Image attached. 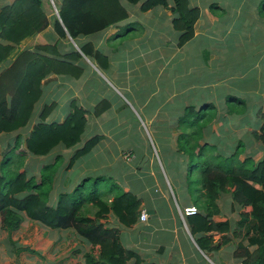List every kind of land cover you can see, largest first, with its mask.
Wrapping results in <instances>:
<instances>
[{
	"label": "trees",
	"instance_id": "trees-1",
	"mask_svg": "<svg viewBox=\"0 0 264 264\" xmlns=\"http://www.w3.org/2000/svg\"><path fill=\"white\" fill-rule=\"evenodd\" d=\"M125 1L138 5L142 12L156 7L169 10L172 14V27L178 33L177 47H182L194 37V26L200 18L201 9L199 5L191 4L190 0ZM54 2L59 18L54 17L52 25L58 40L53 43L43 40L32 48L22 49L20 45L25 38L39 36L50 24L43 8V0H10L0 6V134H10L30 122L34 116L35 105L43 94V83L48 76L79 78L84 73V56L100 67L107 68L108 56L92 41L81 42L79 38L101 32L128 18L127 7L121 0ZM255 10L264 18V0L257 1ZM209 11L217 17L226 14V8L216 1L209 2ZM240 16V21H243L244 15L241 13ZM239 23L237 21L234 24ZM242 26L245 24L242 23ZM121 35L123 34L119 33L118 37ZM68 37L77 43L78 49L71 46L65 51L60 47L61 40ZM227 41L234 44L233 35ZM261 44H264V41ZM256 47L246 57L238 56L241 61L246 62L245 68H240L237 62L234 65L246 76L249 73L257 75L261 71L262 63L255 56ZM232 49L234 52V45ZM209 55L210 51L205 52L206 57ZM259 55H264L262 48ZM225 99L236 102L234 104L241 103V107L246 108L245 101L240 96L226 94ZM205 103L199 106L188 103L178 120L181 124L183 119L188 125L180 134L179 144L183 145L191 156H197L203 161L200 169V190L203 199L198 204L195 202L197 211L185 215V221L196 245L204 254L209 256L231 242V233L232 238H241L236 242L233 252L236 258H241V264H264V157L257 160L249 155L244 159L237 158L243 150L238 148L240 143L228 157L210 154L213 145L200 141L217 112L212 111L214 105ZM56 105V101H51L39 111L35 124L25 138L26 152L18 154L16 164L7 167L10 161L8 155L0 161L1 228L9 233L16 231L25 215L32 221L52 229H73L83 242L92 247L83 254L84 264H153L145 261L136 251L125 247L120 240V230L107 225L110 215L126 227H131L139 221L142 199L135 193L122 190L115 182L101 193L98 186L103 178H94L93 186L88 188V177L83 174L81 177L86 178L82 182L71 192L59 193L56 203L51 205L47 200L48 194L59 165L58 160L64 159L65 155L63 154V157L56 153L49 160H45L38 178L29 176L27 168L21 170L28 156H50L58 147L73 150L68 158H65V161H68L65 169H70L75 161L90 156L94 147L104 139L103 134L96 133L84 140L80 147L75 148L82 142L86 133L88 116L99 117L109 110V100L103 98L91 109H86L80 106L76 99H72L68 113L61 121H49ZM207 108L211 110L209 113ZM256 115L261 119V123L257 129L251 131V135L264 145V112L261 108ZM187 128L193 129L191 136L194 138L190 137L189 133L186 134ZM187 137L193 140L192 145ZM17 147L18 139L11 151ZM1 153L0 145V158ZM230 159L236 161L226 164V160ZM223 193L230 195V210H240L239 218L235 222L228 218L218 219L222 216L218 200ZM246 207H250V210L243 211ZM215 235H219L218 239H215ZM96 246L99 247L97 254L93 252ZM249 247L254 248L251 250Z\"/></svg>",
	"mask_w": 264,
	"mask_h": 264
},
{
	"label": "rangeland",
	"instance_id": "rangeland-1",
	"mask_svg": "<svg viewBox=\"0 0 264 264\" xmlns=\"http://www.w3.org/2000/svg\"><path fill=\"white\" fill-rule=\"evenodd\" d=\"M54 1L45 0L43 4L45 2L47 10L56 14L59 18ZM211 1H216L222 7H225L226 14L222 17L213 15L209 11V2ZM257 1L190 0L191 4L200 5L201 9V18L195 25L198 37L184 44L177 56L179 61L175 59L173 65H166L165 60L160 58V55L171 52L172 47H176L171 46V41H175L178 36L177 31L169 23L170 18L162 25L161 21L155 16L157 15L156 12L147 11L145 13L147 16L144 19V13L140 11L138 5L129 4L123 0V3L129 9L133 7L132 9L137 14L136 20L139 22L144 21L145 25L134 23L124 26L120 30V34H123L121 37L116 35L108 39L102 49L110 54L111 66L102 68L96 63L85 60L87 64H83L88 66L86 68L84 66L82 75L87 78V83L78 87L75 83L74 86L77 87L75 88L78 98L77 103L86 109H91L103 98L109 100L111 104L110 109L104 112L101 117L88 116L89 126L82 137V142L75 147H80L84 140L92 136L87 135L92 134L93 130L97 128L95 132L104 135V142L102 140L100 146L103 142L102 151L106 155L99 154V147L97 146L95 149L98 152L95 154V158L91 159V156H86L75 161L70 169H65L68 163L65 158L67 159L70 153L63 152L60 148L54 149L50 156L42 157L45 161L56 153L65 154L64 159L60 158L58 160L59 165L56 169L52 188L48 194V203L53 205L59 193L71 192L86 177H88L86 180L88 188L93 186L94 178L102 177L103 180L99 182L98 186L101 193L114 182L122 190L127 186L130 191L137 192L142 195V199L149 202L153 217L155 215L165 217L162 222L164 226L155 228L151 234H142L140 245L146 239L147 242L163 244L164 247H196L192 238L183 230V227L175 243H172L167 236L171 223H173L169 213L177 212V205L182 208L185 203L193 201L198 204L203 199L200 190V169L203 161L197 156H191L186 148L179 144L180 134L183 133V128L188 126L183 119L181 124L178 121L184 112V103H189L182 101L181 98L188 100L190 98L192 100L190 104L196 106L204 105L205 102L214 105L212 111L214 110L217 113L215 118L207 125L208 129L206 128V133L200 141V143L213 145L210 149L213 151L208 150L210 154H221L222 157H228L234 153L240 143L241 146L238 148L243 150L239 152L237 158L244 159L249 155L257 160L264 157V145L256 141L251 135V131L257 129L261 123V119L256 115L258 109L261 108L264 112V55L261 57L259 55L261 48L264 52V44H261L264 41V21H262L264 18L261 17L262 15L259 16L261 13H257L255 10ZM166 12L161 10L159 15L162 13L164 15ZM241 13L244 15L243 21H240L239 18ZM150 21L153 27H149ZM237 21L240 23L234 24ZM242 23L245 24L244 27ZM157 27L163 29V35H167V37H163L160 34L161 38H166V41H159L161 42L159 45L153 42L158 36L149 38V36L156 34L155 28ZM232 28L234 44L227 41L232 36L230 34ZM111 33L112 31H109L104 38H100L103 40L102 42ZM40 36H29L30 43L27 46L32 48L38 42L41 43L43 39ZM68 38L70 40H66L71 47L76 42L71 37ZM96 38L87 39L95 40ZM70 41L74 43L72 44ZM236 42L238 47L243 48L235 49L236 51L233 52L232 46ZM255 46H257L255 56L261 61L262 68L260 67L261 71L257 75L247 74L246 83H243L240 79L245 75L244 73L237 74L239 69L235 68L234 60L236 57L238 66L245 68L246 62L241 61L238 56L242 55L245 49L248 53L253 52ZM76 48L78 49V46ZM123 50H125V55ZM207 51H211L216 58H209L208 64L206 62L200 64V61L203 60V53ZM181 56H183V60L180 59ZM115 57H121V62L116 66L113 65ZM216 62L215 71L212 65ZM224 71H227V73ZM231 71L234 73L229 74ZM208 80L210 81L207 82ZM186 85L187 88H185ZM259 87L260 89H258ZM172 88L180 91L175 96L173 104H164L169 116H166L163 111L161 113L157 111L158 116L152 117L148 122L147 117L149 116H146L142 103L147 100V108L153 111L154 105H161L166 97L171 94ZM182 89L184 91H181ZM43 92L35 105L36 110L34 109V112L39 113L45 104L56 101L57 105L52 112L54 113L57 109L55 117L58 112H63L68 108L69 96L73 95L70 90L64 87L60 78L46 82L43 85ZM225 93L243 98L246 108L241 107L243 105L241 103L234 104L236 102L232 103L230 100L225 99ZM230 106H234V108ZM210 111V108H207V113ZM241 112L244 113L241 114ZM52 119L53 116L51 115L49 121H53ZM95 121H98L100 125L98 127L90 126ZM187 131L186 134L189 133V136L192 137L193 129L187 128ZM210 131L212 135H210ZM125 135L127 139H121V136ZM187 139L189 144L192 145L193 140L189 137ZM119 145L123 149L121 155L117 152ZM125 149H131L132 152H125ZM179 149L180 151H177ZM10 152L9 150L7 153L10 159L7 167L15 165L17 161V156L11 155ZM126 153L128 154L126 155ZM149 161L152 162V165H149ZM235 161L236 159L226 160V164ZM131 164L139 167V170H135L130 166ZM40 170L39 174L41 175ZM83 174L86 177L82 178ZM149 174H152L151 179L148 177ZM73 181L75 183L71 189ZM141 181L147 192L144 191ZM144 181L147 184H144ZM154 199L155 201H153ZM229 203V193H223L219 201L222 216L218 219L228 218L235 222L239 218L240 210L237 208L236 211L232 212ZM249 209V207H246L242 210L248 211ZM151 220L153 221L151 222L152 225L155 220L154 218ZM142 226V224H139V228ZM28 229H32L30 232L34 233L37 228L31 225L23 226L22 231ZM140 230L130 236L126 230L122 229L121 242L123 245L131 249H134L133 246L138 247L139 243L133 245L135 244L133 239L138 236ZM51 236L54 238V234ZM229 236L231 242L223 246L226 247V250L234 247L236 242L241 239L238 237L232 238L231 233H229ZM218 237L219 235H215V239H218ZM55 239H57L56 236ZM209 256L216 260L217 253Z\"/></svg>",
	"mask_w": 264,
	"mask_h": 264
},
{
	"label": "crops",
	"instance_id": "crops-1",
	"mask_svg": "<svg viewBox=\"0 0 264 264\" xmlns=\"http://www.w3.org/2000/svg\"><path fill=\"white\" fill-rule=\"evenodd\" d=\"M9 1L10 0H0V6L4 5L5 2L9 3ZM43 1H45V0H43ZM55 1L58 2V0H55ZM121 2L124 6H126L123 3V0H121ZM5 4H7V3H5ZM43 8H44L45 13L47 14V16L50 19V24L47 28H45L43 31L40 32V35H41L40 37L43 40H46V41L53 43L56 40H58V35L55 32L53 25H52L54 17H57V16H56V14L51 13L49 10H47L45 2L43 4ZM132 8L129 9L127 7V10H128V18L127 19L122 20L121 22H119L115 25H112L109 28H107L101 32L92 34L88 37L86 36V37L79 38V40H81V42H82V41L89 40L87 38L97 37L95 40H90V41H92L96 47L101 49L102 52L108 56V59H110V54L107 51L104 52V50L102 49V46L105 45V42L108 39H110L111 37L119 35L122 27L128 26L130 24H134V23H143L144 22V21L139 22L136 20L137 14H135V12ZM161 10L165 11V12L167 11V12L164 15H163V13L161 15H159L160 14L159 12ZM149 11H154L157 13V15H155V16L157 19H159L161 21L162 25L169 18H170L169 23H171L172 14L170 11H168L162 7H156V8H153L152 10H149ZM143 13H144V19H145L147 14H145L146 12H143ZM200 18H201V15H200ZM143 24L145 25V23H143ZM195 25H196V23H195ZM149 27H153L151 21L149 22ZM109 31H112L111 35H109L108 38H106L104 40V42H102L103 40L100 38H104ZM155 31H156L155 32L156 34L154 36H149V38H154L155 36H158L155 40H153V42H156L157 45L161 44V42H159V41L165 42L166 38L164 39L163 37H167V35H163V33H164L163 29H160L157 27V28H155ZM160 34L163 36L162 38H161ZM230 34L233 35V28H232V31L230 32ZM30 37H32V36H30ZM30 37H27L22 41V43L20 45L21 49L22 48H29L27 46V44L30 43ZM35 37H37V35H35ZM195 37H198L196 27L194 28V37L192 39H194ZM98 41H100V42H98ZM176 41H177V39L175 41H171V46L172 45L176 46ZM61 42L62 43H61L60 47L63 48L65 51H68L71 48L68 45L69 42L66 39H62ZM174 43H175V45H174ZM237 44L238 43L236 42L234 45V48L236 50L243 48V47H238ZM73 46H74V44H73ZM183 46L182 47H177V46L172 47L171 52H168V53L166 52L164 55L163 54L160 55V58L165 60L166 65H168V64L173 65L175 62V59L177 61H179V57L177 58V56L181 52ZM123 51H124V55H125L126 54L125 50H123ZM242 55H244L245 57H246V55H248V52L246 51V49L243 51ZM202 56H203L202 57L203 60L200 61V64H203L205 62L208 64L209 60H210L209 58H211V59L216 58L214 54L212 55L211 51H210L209 57L205 56V52L203 53ZM83 58H84L83 59L84 64H87L85 60H87L88 62H92L88 58H85V57H83ZM115 58L116 59H113V65L114 66H116L118 63L121 62V57H115ZM233 58H234V56H233ZM180 59L183 60V56H181ZM177 61H176V63H177ZM236 62H237V58L235 57L234 65L236 64ZM109 65L111 66V59H110L108 66ZM216 65H217V62H216V64L212 65L213 68L215 69V71H216V68H215ZM84 66L86 68L88 65H84ZM237 71L236 72L238 75H240V73H243L241 70H237ZM224 72L227 73V71H224ZM231 73H234V72L231 71L229 74H231ZM57 77H55L53 75L48 76L46 78L47 80L43 83V85L46 82L55 81L56 79L60 78V80L63 81L64 87H66V89L70 90L73 93V95L71 97L69 96V99L67 102L68 108L66 110H64L63 112H58L56 117H55V114L57 113V109L54 113L51 114L53 116L52 120L61 121L66 116V114L68 113L70 101L72 99H76V101H77V99H78L75 88H77L78 86H81L84 83H87L86 82L87 78L84 77L83 75L77 80L69 79L66 76H63V78H62V76H60V77L57 76ZM241 78L242 79H240V80H242L243 83H246V80H247L246 75L244 77H241ZM209 81L210 80H208L207 82H209ZM207 82H205V83H207ZM75 83H76L77 87H74ZM185 88H187V85L185 86ZM46 89H50V88H46ZM74 89H75V91H74ZM184 89H182L181 91H184ZM179 91L172 88L171 94L166 97L165 101L162 102L161 105H157V104L154 105L155 107L153 108V111H151V109L147 108L148 107L147 100L144 101L142 103V107H143V110L145 111L146 116H149V117H147L148 122L150 121V119H152V117L158 116L157 111L160 113H161V111H163L166 116H169V112H168V110H165L166 106L164 104H168V103L173 104L172 102H173L175 96H177V93ZM225 95H226V93H225ZM73 96H75V97H73ZM204 99H206V98H204ZM181 100L192 103V100H190V98H189V100L186 98H184V99L181 98ZM186 104L187 103H184V105H186ZM35 110H36V107H35ZM37 114H38V112L35 111L33 118L30 120V122L25 127L21 128L17 131H14L10 134H4V133L0 134V145H1V152H2L0 161L3 160V157L5 155H7L9 150L11 151L12 147L16 143V139L19 140V147L15 148L14 151H11L10 154H12L16 157V156H18V154L20 152L25 151V138L27 137V134L31 131L33 125L35 124V121L37 119ZM101 116H99V117H101ZM96 118H98V117H96ZM99 125H100V123L98 121H95V122L91 123L90 126L98 127ZM88 126H89V121L87 124V128H88ZM96 130H97V128H95V130H93L92 134L90 133L87 136L96 134V132H95ZM154 131H155V129H154ZM172 131H173V129H172ZM97 133H99V132H97ZM121 139L126 140L127 139L126 135L121 136ZM103 142H104V139H103ZM103 142H102V146H100V143L97 146L99 147V154L106 155L102 151ZM58 148H60V150L63 152H69L70 154L72 153V149H63L61 147H58ZM122 151H123V149H121V145H119L117 148L118 154L121 155ZM126 151L132 152L131 149H125V152ZM97 152H98L97 149H95V147H94V149L91 151V154H90L91 157L90 158L91 159L95 158V154H97ZM125 152H123V153H125ZM44 158L28 156L27 158H25V161H24L25 165L21 170H23L24 168H27L29 176L34 175V176H36V178H38L41 165H42V163L45 162ZM127 158H129V157H127ZM149 165H152L151 161H149ZM130 166L133 167L135 170H139V167H137L136 165L131 164ZM148 177H149V179H151L152 174H149ZM74 183H75V181L72 182L71 189L74 186ZM140 183L142 184V187L144 186V191L147 192L145 185H143L142 181ZM144 184H147V183L144 181ZM124 190L130 191L129 187H127V186L124 187ZM135 194L137 196H139L141 199L143 198L142 195L138 194L137 192H135ZM153 201H155V199ZM219 201H220V199L218 200V204H219ZM230 201H231V199H230ZM55 203H56V200L54 201L53 204H55ZM149 205H150L149 202L142 199L141 209H144L148 214L146 221H140L139 220L133 226L126 227V226H123L122 224H120L113 215H110L109 220L107 222V225L109 227H115V228H118L120 230V240H121V230L122 229L126 230L130 236L134 235L137 231H139L141 229L138 236L133 239V241L135 243L133 245H136V243H139V246L138 247L133 246L134 249H132V250L136 251L145 261H147L149 263H153V264H241V258H236L233 255V252L236 249V247H231L228 250L225 249L226 247H221L220 250L214 252V253H217L216 260H214L210 256L204 254L199 249V247L196 245L193 237L191 236V233H190L188 226H187V223L185 221V216L182 213V210L185 207H189V206L196 207L197 206V204L193 201H190L189 203H185L182 208H180L177 205V212H170L169 213L170 219L172 220L173 223H171V226L169 228V232H168L167 236L169 237V240L172 243H175L176 238H177L178 234L180 232H182V227H183L184 228L183 230L190 236V238H192L196 247H164L163 244L150 243V242H147L146 239L143 240L142 245H140L142 234H145V233L151 234L155 228H161L162 226H164L162 222H163V220H165V217L163 218L162 216H158V215H155V217H153L151 215L152 211H151V208ZM219 206H220V204H219ZM229 206H230V203H229ZM178 208H180V209H178ZM220 208H221V206H220ZM221 210H222V208H221ZM151 217L154 218V220H155L152 225H151V222H153V221L151 220L152 219ZM0 221H1V217H0ZM139 224H142L143 226L139 228ZM29 225H31L33 227L36 226L37 229L34 231V233L30 232V231H32L33 228L30 230L28 229V230L22 231L23 226H29ZM38 226H41V227L38 228ZM52 234H54V238L51 236ZM55 236L57 239H55ZM249 248L252 250L254 247H249ZM91 249H92L91 245H89L86 242H83L82 239L77 236V234L74 232L73 229H67V230L52 229V228L46 227V226H44L38 222L32 221L31 219L27 218L24 215V218L20 224V227L16 231L9 233L8 231H5L1 228V222H0V264H84L83 254H84V252L90 251ZM98 249H99L98 246L94 247L93 252L95 254H97Z\"/></svg>",
	"mask_w": 264,
	"mask_h": 264
},
{
	"label": "built area",
	"instance_id": "built-area-1",
	"mask_svg": "<svg viewBox=\"0 0 264 264\" xmlns=\"http://www.w3.org/2000/svg\"><path fill=\"white\" fill-rule=\"evenodd\" d=\"M127 154H128V153H127ZM127 154H126V155H127ZM196 211H197V208H196V207H194V206H189V207H185V208L182 210V213H183V215L185 216V215L192 214V213H194V212H196ZM147 216H148V214H147V212H146L144 209L140 210V215H139V220H140V221H146Z\"/></svg>",
	"mask_w": 264,
	"mask_h": 264
},
{
	"label": "water",
	"instance_id": "water-1",
	"mask_svg": "<svg viewBox=\"0 0 264 264\" xmlns=\"http://www.w3.org/2000/svg\"><path fill=\"white\" fill-rule=\"evenodd\" d=\"M74 43V42H73ZM74 46L77 47V45L74 43Z\"/></svg>",
	"mask_w": 264,
	"mask_h": 264
}]
</instances>
